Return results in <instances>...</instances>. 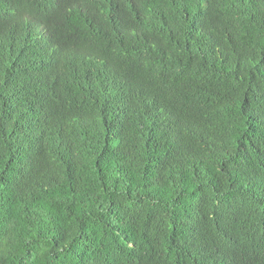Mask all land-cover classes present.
Here are the masks:
<instances>
[{
  "label": "trees",
  "instance_id": "1",
  "mask_svg": "<svg viewBox=\"0 0 264 264\" xmlns=\"http://www.w3.org/2000/svg\"><path fill=\"white\" fill-rule=\"evenodd\" d=\"M0 264H264V0H0Z\"/></svg>",
  "mask_w": 264,
  "mask_h": 264
}]
</instances>
